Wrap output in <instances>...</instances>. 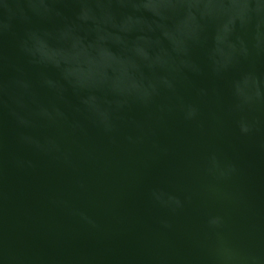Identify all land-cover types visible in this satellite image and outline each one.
<instances>
[{
    "label": "water",
    "instance_id": "water-1",
    "mask_svg": "<svg viewBox=\"0 0 264 264\" xmlns=\"http://www.w3.org/2000/svg\"><path fill=\"white\" fill-rule=\"evenodd\" d=\"M0 264H264V0H0Z\"/></svg>",
    "mask_w": 264,
    "mask_h": 264
}]
</instances>
